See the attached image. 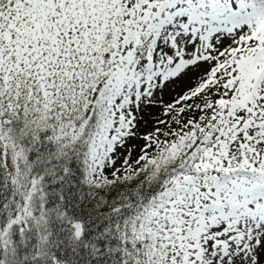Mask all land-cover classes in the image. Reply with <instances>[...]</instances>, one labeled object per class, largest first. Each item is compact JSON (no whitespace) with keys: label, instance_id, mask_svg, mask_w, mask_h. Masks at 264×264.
<instances>
[{"label":"snow or ice","instance_id":"snow-or-ice-1","mask_svg":"<svg viewBox=\"0 0 264 264\" xmlns=\"http://www.w3.org/2000/svg\"><path fill=\"white\" fill-rule=\"evenodd\" d=\"M0 264H264V0H0Z\"/></svg>","mask_w":264,"mask_h":264}]
</instances>
